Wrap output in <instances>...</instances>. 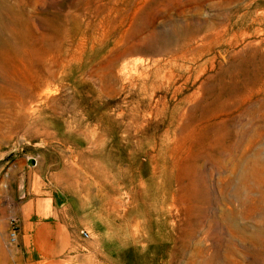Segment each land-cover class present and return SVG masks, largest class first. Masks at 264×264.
<instances>
[{"label": "rangeland", "instance_id": "obj_1", "mask_svg": "<svg viewBox=\"0 0 264 264\" xmlns=\"http://www.w3.org/2000/svg\"><path fill=\"white\" fill-rule=\"evenodd\" d=\"M1 2L0 264H35L42 222L59 264H253L234 182L264 162V0Z\"/></svg>", "mask_w": 264, "mask_h": 264}, {"label": "bare ground", "instance_id": "obj_2", "mask_svg": "<svg viewBox=\"0 0 264 264\" xmlns=\"http://www.w3.org/2000/svg\"><path fill=\"white\" fill-rule=\"evenodd\" d=\"M1 4L2 2L0 0V5ZM4 45L5 44L1 40L0 50L3 49ZM1 61H2V56L0 54V64H3ZM263 163L264 162H260L259 160L256 159V157H254L247 164L241 167L240 170H238V167L235 168L237 170L236 173L237 176H236V182H234L235 185L234 195L239 199V205L242 208V220L244 221L243 225L241 226V230L239 232L240 236H238L240 237V241L242 243V246L240 248L241 249L240 254L241 256H244V258L250 259L253 264H264V164ZM187 191L193 192V186L190 185L187 188ZM249 220H253L255 225L254 226L249 225L248 224ZM207 232L209 233V231ZM228 247L229 249L227 250L229 254H235L237 252L236 250L237 248H235V246L231 242L229 243ZM214 260L215 257L212 256H210V258L204 257L202 264H212Z\"/></svg>", "mask_w": 264, "mask_h": 264}, {"label": "crops", "instance_id": "obj_3", "mask_svg": "<svg viewBox=\"0 0 264 264\" xmlns=\"http://www.w3.org/2000/svg\"><path fill=\"white\" fill-rule=\"evenodd\" d=\"M29 238L35 264H59L63 249L70 244L66 232L55 223H38L30 231Z\"/></svg>", "mask_w": 264, "mask_h": 264}, {"label": "built area", "instance_id": "obj_4", "mask_svg": "<svg viewBox=\"0 0 264 264\" xmlns=\"http://www.w3.org/2000/svg\"><path fill=\"white\" fill-rule=\"evenodd\" d=\"M81 234L83 237H87V235L85 233L82 232ZM10 238L12 241H14V239H15V232L14 231L10 234Z\"/></svg>", "mask_w": 264, "mask_h": 264}]
</instances>
